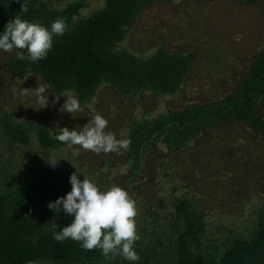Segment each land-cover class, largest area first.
<instances>
[{"label":"rangeland","instance_id":"obj_1","mask_svg":"<svg viewBox=\"0 0 264 264\" xmlns=\"http://www.w3.org/2000/svg\"><path fill=\"white\" fill-rule=\"evenodd\" d=\"M36 2V8L58 12L76 3L69 29L105 4V0ZM160 47L169 53L194 55L175 93L145 90L129 98L103 83L94 98L72 116L60 110L64 97L57 99L29 67L16 74L6 67L14 59L29 62L26 50L0 51V121L8 117L16 126H43L51 133L67 127L79 132L99 113L108 121L105 132L116 141H127L136 122L185 112L192 106L212 108L234 99L256 60L264 58V0H155L127 28L116 50L144 60ZM17 51L24 58H18ZM63 95L73 96L71 92ZM253 120L251 125L224 116L177 149L154 141L136 164L128 144L100 154L71 144L42 150L34 133L28 145H16L5 137L0 124V178L10 181L24 169L42 167L67 179L77 171L78 178L92 180L100 190L121 187L137 209L135 251L140 257L152 255L159 260L167 259L182 227L175 202L188 200L204 218L193 251L206 255L218 246L226 248L236 237L247 238L256 227V211L264 210V89L255 99ZM108 264L130 262L117 256Z\"/></svg>","mask_w":264,"mask_h":264},{"label":"trees","instance_id":"obj_2","mask_svg":"<svg viewBox=\"0 0 264 264\" xmlns=\"http://www.w3.org/2000/svg\"><path fill=\"white\" fill-rule=\"evenodd\" d=\"M154 2L105 0L102 9L69 29L76 3L58 12L36 8V0H0V32L16 16L45 27L63 18L67 25L63 36L53 37V47L44 59L35 63L14 59L6 67L14 74L29 67L54 95L71 92L80 105L91 101L103 83L129 98L145 90L173 94L189 72L194 61L192 53H169L160 47L143 60L116 50L126 38L127 28ZM22 6L26 11L22 12ZM263 89L264 58L256 60L234 99L212 108L192 106L185 112H168L151 121L136 122L127 138L133 163L140 161L145 148L154 141L160 140L169 149L180 148L224 116L254 125L255 99ZM0 124L5 137L16 145H28L31 133L42 150L65 145L53 139L59 132L51 133L43 126H16L8 117ZM70 189L67 178L54 176L42 167L24 169L10 181L0 178V264H108L109 259L99 249L85 251L77 242L61 244L53 239V232L70 224L72 217L59 213V209L54 212L47 204ZM174 207L182 227L170 244L167 259L148 255L140 257L138 264H264V210L256 211V227L247 238L236 237L226 248L218 246L204 255L193 251L204 229L203 216L188 200H178Z\"/></svg>","mask_w":264,"mask_h":264},{"label":"clouds","instance_id":"obj_3","mask_svg":"<svg viewBox=\"0 0 264 264\" xmlns=\"http://www.w3.org/2000/svg\"><path fill=\"white\" fill-rule=\"evenodd\" d=\"M26 9L22 6V12ZM67 25L63 18H57L45 27L16 16L9 20L0 32V51L26 50L27 59L35 63L44 59L53 47V37L63 36ZM18 58H24L17 51ZM64 97L61 111L72 114L80 110L78 98ZM48 104L43 102V106ZM108 121L99 113L93 115L81 130L59 129L53 139L62 144L79 145L83 150L95 154L117 151L127 147V141H116L113 135L105 132ZM49 163V162H48ZM55 166V163H49ZM70 191L64 196L50 201L47 207L54 212L59 209L65 216H71V223L53 232L58 243L71 240L79 243L85 251L99 249L107 259L119 256L130 264H138L139 254L134 244L139 239L135 217L137 209L128 192L117 185L100 190L90 179L78 178L75 171L69 175ZM57 229V226L54 225Z\"/></svg>","mask_w":264,"mask_h":264}]
</instances>
